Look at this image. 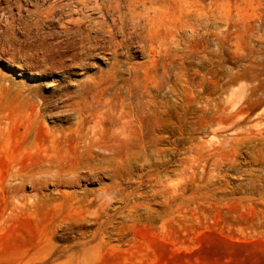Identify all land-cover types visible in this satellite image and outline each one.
<instances>
[{"label": "rangeland", "instance_id": "obj_1", "mask_svg": "<svg viewBox=\"0 0 264 264\" xmlns=\"http://www.w3.org/2000/svg\"><path fill=\"white\" fill-rule=\"evenodd\" d=\"M263 114L264 0H0V264H264Z\"/></svg>", "mask_w": 264, "mask_h": 264}, {"label": "bare ground", "instance_id": "obj_2", "mask_svg": "<svg viewBox=\"0 0 264 264\" xmlns=\"http://www.w3.org/2000/svg\"><path fill=\"white\" fill-rule=\"evenodd\" d=\"M224 86H225V84H224ZM225 88H227V87H225ZM223 89H224V87L222 85H220L218 93L217 92H216L217 94L215 93L219 99L215 100L212 98V99H208L205 101L204 108L206 110H208V112H214V111H216V112L217 111L228 112V114L231 117L235 118L239 113V109L242 106H244L247 101L255 98L256 95L258 94L256 92L258 90H255V87L253 85L249 84V85H246V88L243 90L241 99H239V100L236 98L234 99V96H235L234 95L233 97L224 99V101L222 102L221 101L222 99L220 100V98H222L221 96L223 95ZM227 94H228V92H227ZM261 117L264 119V114L261 115ZM236 123L238 126L234 125L235 127H237V128L241 127L242 122L240 120H237ZM253 135H256V134H253Z\"/></svg>", "mask_w": 264, "mask_h": 264}]
</instances>
